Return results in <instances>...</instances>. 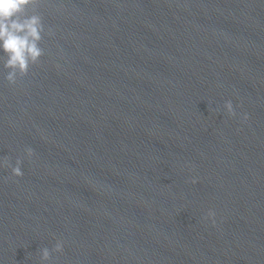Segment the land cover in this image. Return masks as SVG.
<instances>
[{
  "label": "water",
  "instance_id": "obj_1",
  "mask_svg": "<svg viewBox=\"0 0 264 264\" xmlns=\"http://www.w3.org/2000/svg\"><path fill=\"white\" fill-rule=\"evenodd\" d=\"M33 9L44 55L0 66V264H264V0Z\"/></svg>",
  "mask_w": 264,
  "mask_h": 264
},
{
  "label": "clouds",
  "instance_id": "obj_2",
  "mask_svg": "<svg viewBox=\"0 0 264 264\" xmlns=\"http://www.w3.org/2000/svg\"><path fill=\"white\" fill-rule=\"evenodd\" d=\"M36 0H0V66L6 73L4 79L9 85H15L18 77L27 75L31 65H35L44 55L41 47L44 36L51 37L53 31L46 30L41 15L33 9L29 15L27 9ZM224 110L230 116L235 112L231 101L225 102ZM246 121L247 115L243 116ZM34 153L31 148H26L24 157H18L15 164L8 161L12 177H22V164L24 158L31 160ZM2 164V161H0ZM193 183L196 179L192 180ZM205 219L215 226V212L209 210ZM63 242L57 240L51 252L47 247L39 250L41 264H47L52 253L63 252Z\"/></svg>",
  "mask_w": 264,
  "mask_h": 264
}]
</instances>
